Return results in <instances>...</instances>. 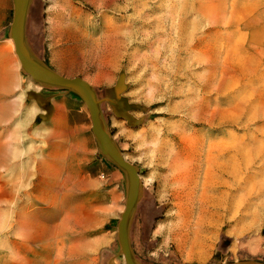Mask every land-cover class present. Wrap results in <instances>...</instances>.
Here are the masks:
<instances>
[{
  "label": "rangeland",
  "instance_id": "374dc122",
  "mask_svg": "<svg viewBox=\"0 0 264 264\" xmlns=\"http://www.w3.org/2000/svg\"><path fill=\"white\" fill-rule=\"evenodd\" d=\"M30 1L28 50L95 90L138 170L136 260L264 262V0ZM12 15L0 0V264H125V176L98 149L82 99L22 71ZM78 37L101 46L91 68L71 50ZM121 73L131 123L104 101Z\"/></svg>",
  "mask_w": 264,
  "mask_h": 264
},
{
  "label": "water",
  "instance_id": "95a60500",
  "mask_svg": "<svg viewBox=\"0 0 264 264\" xmlns=\"http://www.w3.org/2000/svg\"><path fill=\"white\" fill-rule=\"evenodd\" d=\"M30 0H12L13 15L9 36L14 45V52L18 58L20 67L24 73L29 75L36 83L70 90L76 93L84 102L91 121V132L97 143L101 154L108 158L125 176L126 198L124 210L120 215L117 225V238L120 252L123 255L125 264H142L134 256L130 243V224L134 209L140 194V177L136 167L128 162L122 152L115 144L112 136L108 133L103 115L100 110L101 100L97 98L95 90L81 78H69L61 76L48 69L44 64L32 56L25 41V26ZM126 89L124 75L121 73L113 88L107 90V101L112 109V113L126 120L128 123L134 121L128 114L130 106L122 108L120 105L125 100L120 94ZM36 97L35 95H33ZM213 264H264L262 263H213Z\"/></svg>",
  "mask_w": 264,
  "mask_h": 264
},
{
  "label": "bare ground",
  "instance_id": "6f19581e",
  "mask_svg": "<svg viewBox=\"0 0 264 264\" xmlns=\"http://www.w3.org/2000/svg\"><path fill=\"white\" fill-rule=\"evenodd\" d=\"M100 49H101V46L97 45L93 39L86 38V37L85 38L84 37H78L76 39V44L74 46H72L71 50L75 54L77 53V51H80V53H81L80 55H82L81 59H82L84 65L87 64V68H91V67H93L95 65V58L99 54V52H100L99 50ZM80 57H78V59ZM78 59H77V61H78ZM28 115H31V113H29Z\"/></svg>",
  "mask_w": 264,
  "mask_h": 264
},
{
  "label": "crops",
  "instance_id": "0c3cea01",
  "mask_svg": "<svg viewBox=\"0 0 264 264\" xmlns=\"http://www.w3.org/2000/svg\"><path fill=\"white\" fill-rule=\"evenodd\" d=\"M263 15H264V13H260V16H261L260 20H262ZM258 30L260 32L264 33V22H262V23L259 22ZM260 42H261V44H262V46L264 48V37L261 38ZM105 168H106L105 172H106L107 178L109 180H111L112 182L116 183V186H118L117 181H118L119 178L120 179L124 178V177H122L123 175L121 176L118 171H116L115 169H113L112 167H109L107 165L105 166ZM123 183H124V188H125V191H126V184H125V180L124 179H123ZM111 184L113 186V183H111Z\"/></svg>",
  "mask_w": 264,
  "mask_h": 264
}]
</instances>
